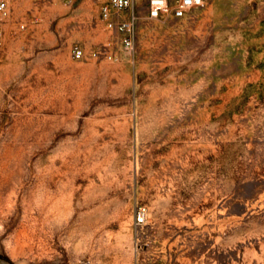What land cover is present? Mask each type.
I'll use <instances>...</instances> for the list:
<instances>
[{"label": "rangeland", "instance_id": "374dc122", "mask_svg": "<svg viewBox=\"0 0 264 264\" xmlns=\"http://www.w3.org/2000/svg\"><path fill=\"white\" fill-rule=\"evenodd\" d=\"M0 1V264H264V0Z\"/></svg>", "mask_w": 264, "mask_h": 264}, {"label": "built area", "instance_id": "2783aa9c", "mask_svg": "<svg viewBox=\"0 0 264 264\" xmlns=\"http://www.w3.org/2000/svg\"><path fill=\"white\" fill-rule=\"evenodd\" d=\"M141 2L145 5L148 17L155 19L165 16L181 18L192 9L200 7L203 4V0H109L108 4L102 7L101 17L108 28H117L124 33L123 44L127 48H130L132 45L131 32L135 17L132 15L129 19H118L114 15H119V13L127 9H133ZM0 11L5 12L4 1H0ZM72 53L76 59H80L83 56L82 49L77 46L72 49ZM106 57L111 58V54L107 52ZM145 217V208L138 207L135 212V223L137 225L144 223ZM135 264L147 263L137 261Z\"/></svg>", "mask_w": 264, "mask_h": 264}]
</instances>
